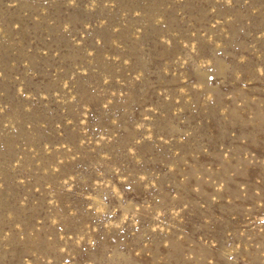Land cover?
<instances>
[{
	"label": "rangeland",
	"instance_id": "obj_1",
	"mask_svg": "<svg viewBox=\"0 0 264 264\" xmlns=\"http://www.w3.org/2000/svg\"><path fill=\"white\" fill-rule=\"evenodd\" d=\"M0 264H264V0H0Z\"/></svg>",
	"mask_w": 264,
	"mask_h": 264
}]
</instances>
